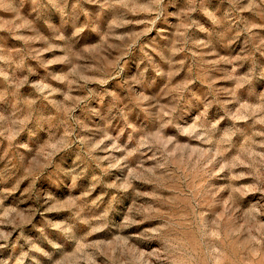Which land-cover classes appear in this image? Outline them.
<instances>
[{
  "label": "rangeland",
  "instance_id": "1",
  "mask_svg": "<svg viewBox=\"0 0 264 264\" xmlns=\"http://www.w3.org/2000/svg\"><path fill=\"white\" fill-rule=\"evenodd\" d=\"M0 264H264V0H0Z\"/></svg>",
  "mask_w": 264,
  "mask_h": 264
}]
</instances>
